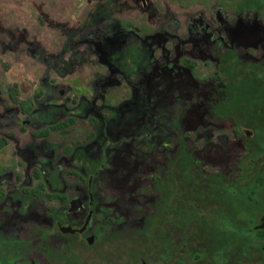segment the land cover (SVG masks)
Segmentation results:
<instances>
[{
  "label": "flooded vegetation",
  "instance_id": "flooded-vegetation-1",
  "mask_svg": "<svg viewBox=\"0 0 264 264\" xmlns=\"http://www.w3.org/2000/svg\"><path fill=\"white\" fill-rule=\"evenodd\" d=\"M254 15L259 21L227 16L216 33L184 36L162 23L154 32L111 23L94 40L98 61L130 90L113 118L57 83L30 112L0 119V141L15 127L34 128L40 140L39 132L50 130L48 139L86 119L94 129L59 156L41 149L47 163L33 171L45 175L37 188H13L14 173L0 168V241L21 257L39 253L40 264H78L89 250L109 260L107 246L126 243L129 264H147L151 251L171 261L189 243L207 249L194 259L240 264L257 250L264 261V102L255 127L231 104L236 69L254 68L264 91V18ZM248 161L260 166L250 182Z\"/></svg>",
  "mask_w": 264,
  "mask_h": 264
},
{
  "label": "rangeland",
  "instance_id": "rangeland-1",
  "mask_svg": "<svg viewBox=\"0 0 264 264\" xmlns=\"http://www.w3.org/2000/svg\"><path fill=\"white\" fill-rule=\"evenodd\" d=\"M234 14L230 4L216 0H0L1 122L7 116L20 113V106L12 102L10 90L16 89L18 100L26 103L57 83L69 86L70 98L77 100L85 95L104 117L113 118L130 96V90L120 77H112L98 61L94 40L106 32L111 23H127L148 32L156 31L162 23L166 29L184 36L188 30L198 34L202 30L216 33L220 20L234 17ZM248 17L259 21V16L254 14ZM19 118L25 120L23 114ZM34 130L30 127L27 132H20L15 127L6 133L10 135L9 145L0 152V168L9 175L14 173V177H10L13 188L34 189L44 185L42 172L41 179L33 175L37 166L47 163L41 149L46 151L45 154L56 150L58 155L63 147L87 139L94 129L86 119L72 128L53 133L48 139L35 138ZM2 135L3 131L0 137ZM37 148L39 153L35 152ZM27 150L30 152L26 153ZM247 166V181L250 182L260 166L257 161H248ZM113 248L107 246L103 252L109 260L102 258L99 261L89 250L81 255L78 264L130 263L132 246L126 243L124 247ZM194 250L201 253L207 249L204 244H180L174 251L173 260L166 262L151 251L146 254L147 264L224 263L216 256L213 262L211 255L194 259L191 255L196 252ZM250 252L252 254L249 253L240 264H264L257 258V250ZM38 254L25 251L21 257L14 245L0 241V264H40Z\"/></svg>",
  "mask_w": 264,
  "mask_h": 264
},
{
  "label": "trees",
  "instance_id": "trees-1",
  "mask_svg": "<svg viewBox=\"0 0 264 264\" xmlns=\"http://www.w3.org/2000/svg\"><path fill=\"white\" fill-rule=\"evenodd\" d=\"M224 4H230L234 10V15H250L257 14L263 17L264 15V0H216ZM244 73L239 72V69L232 71L231 73V83H232V93L234 94V99H232L231 104L233 108L244 109L248 124L255 127V114L259 107V103L264 102V91L260 90V83L257 82V76L254 68H249ZM264 86V84H261ZM235 88V90H234ZM262 94V95H261ZM10 95L12 97V102L22 107L24 113H28L33 108L32 100L22 103L18 100V91L16 89L10 90ZM74 122L71 120L69 122L61 123L53 129H60L64 126L69 125ZM25 132V128H21ZM50 134V130H45L36 134L39 138L46 139ZM8 140L0 141V149L8 144ZM259 180H261L262 190L264 191V174L260 175ZM249 195V194H248ZM264 204V203H263Z\"/></svg>",
  "mask_w": 264,
  "mask_h": 264
},
{
  "label": "water",
  "instance_id": "water-1",
  "mask_svg": "<svg viewBox=\"0 0 264 264\" xmlns=\"http://www.w3.org/2000/svg\"><path fill=\"white\" fill-rule=\"evenodd\" d=\"M259 228H260V229H264V225L260 226Z\"/></svg>",
  "mask_w": 264,
  "mask_h": 264
}]
</instances>
